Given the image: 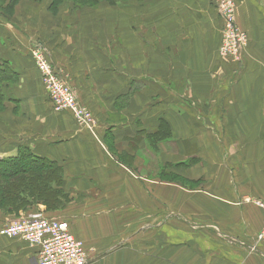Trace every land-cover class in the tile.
Instances as JSON below:
<instances>
[{
    "label": "crops",
    "instance_id": "crops-1",
    "mask_svg": "<svg viewBox=\"0 0 264 264\" xmlns=\"http://www.w3.org/2000/svg\"><path fill=\"white\" fill-rule=\"evenodd\" d=\"M234 1L247 40L239 63L221 54L211 0L56 15L21 0L15 15L0 14V64L19 78L0 115V160L27 148L55 161L76 197L64 211L40 205L17 217L39 210L68 221L90 264H164L163 254L165 264H264V248H250L263 225L264 0ZM36 45L93 131L53 110ZM17 217L0 211V227ZM162 227L164 249L152 240ZM0 264H38V248L0 235Z\"/></svg>",
    "mask_w": 264,
    "mask_h": 264
},
{
    "label": "built area",
    "instance_id": "built-area-1",
    "mask_svg": "<svg viewBox=\"0 0 264 264\" xmlns=\"http://www.w3.org/2000/svg\"><path fill=\"white\" fill-rule=\"evenodd\" d=\"M223 20L221 54L239 63L246 46L245 33L236 23L234 0H212ZM32 60L41 76L49 101L55 112H70L77 125L93 131L90 113L81 105L79 97L62 72L52 63L41 46L31 51ZM263 211V225L254 244L253 252L264 248V201H255ZM0 235L21 240L38 248V264H90L84 243L72 233L68 221L37 211L14 218L0 227Z\"/></svg>",
    "mask_w": 264,
    "mask_h": 264
},
{
    "label": "trees",
    "instance_id": "trees-1",
    "mask_svg": "<svg viewBox=\"0 0 264 264\" xmlns=\"http://www.w3.org/2000/svg\"><path fill=\"white\" fill-rule=\"evenodd\" d=\"M19 1L0 0V14L13 15ZM103 1L115 4L118 0H51L50 10L56 12L66 5L73 6L74 9L85 6L94 7ZM17 81V72L7 62L1 63V102L7 100L8 91ZM69 202H71L70 194L64 189L63 168L55 161L36 157L27 148H22L15 158L0 160L1 212L17 217L21 212H27L42 205L48 213H55Z\"/></svg>",
    "mask_w": 264,
    "mask_h": 264
},
{
    "label": "rangeland",
    "instance_id": "rangeland-1",
    "mask_svg": "<svg viewBox=\"0 0 264 264\" xmlns=\"http://www.w3.org/2000/svg\"><path fill=\"white\" fill-rule=\"evenodd\" d=\"M21 1V0H20ZM20 1H19V3L17 4V6L20 4ZM32 2L34 1V2H37L38 4H42V3H48V5H49V11L52 13V14H57V12H58V10L56 11V12H53V11H51L50 10V6H51V0H31ZM127 1H129V0H118L115 4H111V3H108V2H101V3H105L106 5H108V6H111V7H113V6H119V5H121L123 2H127ZM135 1H137V0H135ZM139 2V1H138ZM145 2H155V0H146V1H140V3H145ZM211 2H212V0H211ZM101 3H99V5H101ZM66 5V4H65ZM16 6V7H17ZM66 7H68L67 5L66 6H62L61 8H66ZM86 7H91V6H85V7H82V8H86ZM94 7H96V6H94ZM73 8V7H72ZM15 12H16V8H15V10H14V15H15ZM13 16V15H12ZM238 26V25H237ZM239 27V26H238ZM222 34H223V32H222ZM18 80H19V78H18ZM17 84V82L14 84V86ZM14 86H12L11 88H13ZM7 88H10V87H7ZM45 94H46V96H47V99L49 100V97H48V94H47V92H46V90H45ZM7 98V97H6ZM9 102H11V96H9L8 98H7V100L6 101H2L1 102V100H0V115H1V113H3L5 110H6V107H7V105H8V103ZM69 194H70V201L71 202H69L68 204H66L64 207L62 206L61 208H60V210H58L57 212H60V211H64L72 202H73V200L75 201V196L73 195V193L72 192H69ZM36 211H39V210H36ZM45 211H46V209H45ZM28 212V211H27ZM47 212V211H46ZM23 213H26V212H23ZM56 213V212H55ZM164 224V222L162 223V225ZM155 225V224H154ZM159 229H161V230H159V231H155V229H152V230H154V232H153V234H152V240H153V242H154V244H156V245H159V246H162V248L164 249V227H162V228H159ZM169 241V243L171 242H173L171 239H169L168 240ZM150 256H154V253H152V254H149ZM163 257H161L162 259H163V262H164V264H165V260H164V254L162 255ZM159 258H160V256H159ZM153 264H156L154 261H153Z\"/></svg>",
    "mask_w": 264,
    "mask_h": 264
}]
</instances>
